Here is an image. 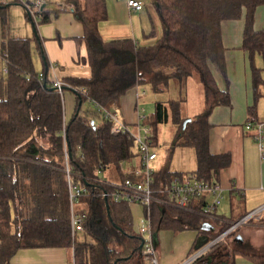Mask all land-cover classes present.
Returning <instances> with one entry per match:
<instances>
[{
	"label": "trees",
	"instance_id": "obj_1",
	"mask_svg": "<svg viewBox=\"0 0 264 264\" xmlns=\"http://www.w3.org/2000/svg\"><path fill=\"white\" fill-rule=\"evenodd\" d=\"M20 1L0 3L4 28L9 8ZM150 1L162 24V36L150 46L128 38L103 39L98 24L107 17L106 0H60L57 4L61 9L72 7L74 16L83 23L82 40L87 47L83 59L91 68L90 77L71 78L72 84L85 87L86 92L76 90V108L69 119L64 115L61 93L45 73L39 78L31 40L9 39L3 44L1 54L8 72L0 76V264H10L20 248L59 246L73 248L75 264H144L140 258L142 236L134 228L129 202L103 194L112 190L107 183L134 176L124 171L121 163L139 154L135 141L129 132L112 133L103 114L134 87L148 86L155 93L154 110L145 119L152 128L154 145L157 125L172 121L180 126L172 146L196 148L195 176L215 183L217 172L227 164V154L216 156L209 150V116L216 106L230 103L228 92L217 86L210 64L225 72L221 22L239 18L244 11L243 48L252 57H264V28L254 29L256 8L264 0ZM44 7L41 12L46 19ZM26 15L34 20L29 9ZM193 72L204 85L205 108L184 126L182 92ZM254 88L264 97V67L254 65ZM85 101L94 109L83 110ZM176 177L184 175L169 170L154 173V195L162 202L145 206L153 233L194 229L210 239L219 236L228 223L218 221L217 229L205 230L208 220L200 213L202 208L194 211L171 204L166 187ZM69 180L86 190L76 205V211L84 215L83 239L72 234ZM205 203L203 199L200 202ZM225 239L191 264H207L208 255L218 253L222 258L225 252V264H234L236 250H227ZM247 255L264 264L263 254Z\"/></svg>",
	"mask_w": 264,
	"mask_h": 264
},
{
	"label": "crops",
	"instance_id": "obj_2",
	"mask_svg": "<svg viewBox=\"0 0 264 264\" xmlns=\"http://www.w3.org/2000/svg\"><path fill=\"white\" fill-rule=\"evenodd\" d=\"M12 1L0 0V3ZM34 1L21 0V3L13 4L7 12L8 23L5 28L0 18V76H5L8 72L4 71L7 64L1 54L3 44L9 39H30L36 71L44 72L51 82L58 79L66 86L63 93L64 115L69 119L76 108V90L86 92L85 87L72 84L71 78H88L91 75L90 65L83 59L87 56V47L82 40L84 26L74 16L72 7L59 8L60 0H43L45 4L40 9H36ZM142 1L146 3V7L135 10L128 7L127 0H106L107 17L98 24L103 39L109 41L128 38L142 46L153 45L162 36V24L151 1ZM30 4L34 5L35 13L40 12V16L36 18L33 16V21L26 15L27 9L32 13ZM43 7L47 10L46 19L41 12ZM245 22V11L239 18L225 19L221 22L225 72L218 71L213 64H210L217 86L222 91L228 92L230 97L228 105L216 106L209 116L210 153L216 156L227 154L228 160L215 176L216 182L223 188L224 198L215 212L216 218L205 223L211 226V229L205 228V230L210 231L219 227L216 224L218 221L229 224L247 212L264 205V151L254 137L255 130L245 127L251 116L253 121L264 119V97L257 95L254 88V65L263 68L264 57L261 54L252 57L250 52L243 48ZM263 28L264 4H261L255 11L254 29L258 31ZM176 93L179 94L177 87ZM182 94L185 95V100L181 103L180 113L182 118L190 120L205 108L204 85L197 72L187 77ZM148 96L143 87H134L111 108V111L118 115L117 108H119L121 114L118 117L132 127L138 122V104L143 107L144 99ZM161 125L162 128L157 129L155 141L158 153L153 161L155 171L169 170L184 176L195 174L198 168L196 148L185 145L173 147V140L180 129L179 124L169 121L160 123ZM135 150L137 152L136 146ZM139 165V154L121 163L126 172L133 171ZM211 198V195L206 194L204 198L191 200L189 206L193 208L192 210L198 211L203 206L200 204L201 200L203 199L204 202ZM129 204L133 216L135 206L132 205L137 203ZM135 210L137 211L138 208L135 207ZM145 216H147L146 212ZM162 230L171 229L158 231ZM187 230L194 231L197 238L193 241V245L186 248L190 249L185 262L191 259L189 257L193 249L197 251L209 240V237L207 238L209 235L206 233L194 229ZM78 232L73 237L78 238ZM82 232L84 234V230ZM231 234L233 235L226 237L224 245H227V250L231 248L236 250L233 255L234 264H257L255 259L247 254L264 255V216L260 220L239 226ZM200 236L204 237L200 240L201 245L196 248ZM223 254L226 258L228 253ZM224 257L221 258L218 253H211L206 257V261L207 264H225L228 258L223 259ZM10 264H75V260L71 247H28L18 249L12 256Z\"/></svg>",
	"mask_w": 264,
	"mask_h": 264
},
{
	"label": "built area",
	"instance_id": "obj_3",
	"mask_svg": "<svg viewBox=\"0 0 264 264\" xmlns=\"http://www.w3.org/2000/svg\"><path fill=\"white\" fill-rule=\"evenodd\" d=\"M34 4L37 7L36 9H40L45 3L43 0H35ZM127 4L130 9L135 10H141L146 5L142 0H127ZM32 13L35 18L40 16V12L38 11L35 13L34 10H32ZM4 71L7 72L8 69L4 67ZM44 76V72H40L39 78L42 79ZM52 85L56 87L63 96L66 88L65 84L56 79L52 82ZM137 112V130L133 131L131 126L122 122L115 112L111 110H103V114L111 123V132L114 134L129 132L135 141V146L140 156V165L131 171L134 176L127 177L122 182L107 183L112 190L111 192L105 191L103 194L106 197L111 195L115 201L124 200L129 203H141L144 206L149 207L152 201L162 202V199L155 197V190L153 188L155 173L153 161L157 158L158 153L153 144V132L151 127L147 124H142L148 116L145 113L144 107L138 104ZM245 127L247 129L255 130L254 137L260 143L261 150L264 151V119L253 121L251 116L250 120L246 122ZM66 172L69 175L70 169L67 162ZM134 177H138V179H135ZM85 191V188L74 185L69 180L73 235H75L76 232L83 230L82 219L84 215L76 211V205L79 196ZM166 192L172 202L171 204L182 209H191L189 203L193 199L204 198L206 194L211 195V200L206 201L200 211L208 221L216 218L215 212L224 198L223 188L219 183L208 182L203 178H198L194 174H186L183 178H174L171 184L166 187ZM263 216L264 205L247 212L237 220L231 221L229 227L224 232L214 239L209 238L201 248L197 249L191 259L184 264H188L193 259L207 252L213 244L225 239L229 233L236 230L239 226L247 224L253 220H260ZM137 233L142 236L141 255L143 256L144 261L148 264H159V258L153 241L151 222L148 216L141 219Z\"/></svg>",
	"mask_w": 264,
	"mask_h": 264
},
{
	"label": "rangeland",
	"instance_id": "obj_4",
	"mask_svg": "<svg viewBox=\"0 0 264 264\" xmlns=\"http://www.w3.org/2000/svg\"><path fill=\"white\" fill-rule=\"evenodd\" d=\"M145 7L146 5L143 7V9ZM141 87H143V89H145L146 93H148L149 95L147 98L144 99V103H143V107L145 108V113L147 115H151L154 110L155 93L152 90H150L148 86L143 85ZM92 109H94L93 105H91L86 101L83 103V110L89 111ZM117 111H118V116L120 117L121 111L119 110V108H117ZM142 124H146L145 121H143ZM162 126L163 125L160 126V124H158L157 129L160 130ZM149 127L151 126L149 125ZM131 128L133 131L137 130V124L133 125ZM133 206L137 207L138 210L136 211L135 207ZM132 207H133V225L137 232V229H139L141 217L142 216L145 217L144 205L141 203L140 204L137 203L132 205ZM162 231L156 232L153 240L156 245V252L159 258V264H183L186 261L187 253L190 249V248L188 249L186 248L189 247L190 245H193V241L197 238L196 233L191 230H181V231L162 230ZM77 236L78 238L82 239L84 237V234L82 231H79L77 233ZM196 244L194 245V247L196 246ZM195 252H196L195 249H193L192 254L190 255L189 258H191L193 253ZM140 258L144 264H148L146 263V261H144L143 256L141 254H140Z\"/></svg>",
	"mask_w": 264,
	"mask_h": 264
},
{
	"label": "water",
	"instance_id": "obj_5",
	"mask_svg": "<svg viewBox=\"0 0 264 264\" xmlns=\"http://www.w3.org/2000/svg\"><path fill=\"white\" fill-rule=\"evenodd\" d=\"M74 90V89H73ZM188 120H185V122H184V126H185V124H186V122H187ZM205 228H207V229H211V226L210 225H208V224H205L204 225V229ZM204 236H200L199 237V239H198V243H197V246H196V248H198L200 245H201V243H200V240H201V238H203ZM209 236H207V238H208Z\"/></svg>",
	"mask_w": 264,
	"mask_h": 264
},
{
	"label": "bare ground",
	"instance_id": "obj_6",
	"mask_svg": "<svg viewBox=\"0 0 264 264\" xmlns=\"http://www.w3.org/2000/svg\"><path fill=\"white\" fill-rule=\"evenodd\" d=\"M47 63V62H46ZM14 102V101H13ZM19 102V101H18ZM34 113V112H33ZM23 114V113H22ZM74 141V140H73Z\"/></svg>",
	"mask_w": 264,
	"mask_h": 264
}]
</instances>
